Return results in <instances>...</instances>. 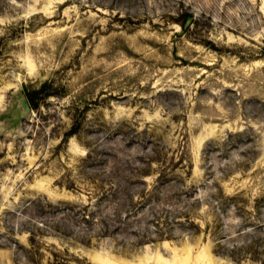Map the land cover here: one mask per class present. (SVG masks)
<instances>
[{
	"label": "rangeland",
	"instance_id": "rangeland-1",
	"mask_svg": "<svg viewBox=\"0 0 264 264\" xmlns=\"http://www.w3.org/2000/svg\"><path fill=\"white\" fill-rule=\"evenodd\" d=\"M186 252L264 264V0H0V264Z\"/></svg>",
	"mask_w": 264,
	"mask_h": 264
},
{
	"label": "bare ground",
	"instance_id": "bare-ground-1",
	"mask_svg": "<svg viewBox=\"0 0 264 264\" xmlns=\"http://www.w3.org/2000/svg\"><path fill=\"white\" fill-rule=\"evenodd\" d=\"M186 255H187L186 257H182V258L181 257L177 258L178 255H176L175 257L177 258L178 262H172V264H184L185 262H188V260H190V262H191L192 254L186 252ZM163 260L164 259L162 258V256H160V257L159 256H155L154 264H168L166 261H163Z\"/></svg>",
	"mask_w": 264,
	"mask_h": 264
}]
</instances>
